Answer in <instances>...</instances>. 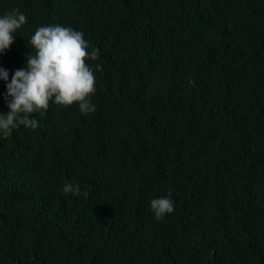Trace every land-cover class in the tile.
Returning <instances> with one entry per match:
<instances>
[{
	"label": "trees",
	"instance_id": "16d2710c",
	"mask_svg": "<svg viewBox=\"0 0 264 264\" xmlns=\"http://www.w3.org/2000/svg\"><path fill=\"white\" fill-rule=\"evenodd\" d=\"M13 9L0 115L39 27L99 53L95 112L52 101L38 129L0 133V264H264V0H0Z\"/></svg>",
	"mask_w": 264,
	"mask_h": 264
},
{
	"label": "clouds",
	"instance_id": "9594fccd",
	"mask_svg": "<svg viewBox=\"0 0 264 264\" xmlns=\"http://www.w3.org/2000/svg\"><path fill=\"white\" fill-rule=\"evenodd\" d=\"M27 22L17 9L0 16V53L14 43L15 33ZM35 54L27 57L26 67L17 69L11 82L6 85L9 111L0 115V133L10 136L12 130L23 125L38 129L39 123L32 114L45 111L49 103L79 105L84 114L95 112L91 97L95 94V75L86 64L87 59L96 60L99 49L89 53V44L82 32L62 25L41 26L30 40ZM0 79L7 80L8 72L0 68ZM64 194L81 195L78 184L67 182ZM87 197L88 193L83 192ZM151 209L157 220L174 211V203L167 197L153 199Z\"/></svg>",
	"mask_w": 264,
	"mask_h": 264
}]
</instances>
